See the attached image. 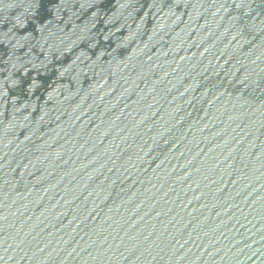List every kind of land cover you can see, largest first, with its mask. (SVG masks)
I'll use <instances>...</instances> for the list:
<instances>
[{
  "label": "water",
  "instance_id": "water-1",
  "mask_svg": "<svg viewBox=\"0 0 264 264\" xmlns=\"http://www.w3.org/2000/svg\"><path fill=\"white\" fill-rule=\"evenodd\" d=\"M0 264H264V0H0Z\"/></svg>",
  "mask_w": 264,
  "mask_h": 264
}]
</instances>
